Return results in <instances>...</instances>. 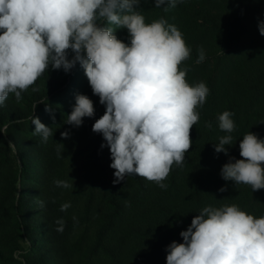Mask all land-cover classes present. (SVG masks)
I'll return each instance as SVG.
<instances>
[{"label": "trees", "instance_id": "trees-1", "mask_svg": "<svg viewBox=\"0 0 264 264\" xmlns=\"http://www.w3.org/2000/svg\"><path fill=\"white\" fill-rule=\"evenodd\" d=\"M165 7L140 0L137 11L146 23L164 18L175 25L192 50L185 61L190 69H209L188 76L190 84L205 82L210 93L190 130L192 146L183 165L173 166L166 189L138 175L114 184L110 150L101 148L106 142L92 131L105 106L79 63L69 73L50 67L22 93V100L10 94L0 106V264H166L167 246L183 242L180 232L204 207L235 204L256 218L264 216V189L252 191L220 175L230 157L242 159L234 140L254 126L264 127V63L240 55L231 76L226 75L229 64L223 67L234 50L245 54L256 42L253 25L264 17V0H183ZM222 26L226 33L220 37ZM115 35L129 41L127 29H116ZM201 47L206 59L196 63ZM77 94L93 101L95 116L73 127L65 122ZM225 110L234 113L236 125L228 155L214 150L226 134L217 121ZM33 115L52 128L46 143L33 135ZM64 131L70 138L62 139ZM57 142L64 146L59 157ZM56 180L73 186L57 187ZM221 187L226 191L220 192ZM64 203L70 207L61 211ZM58 220L63 221L59 231ZM22 242L29 248L19 257L25 251Z\"/></svg>", "mask_w": 264, "mask_h": 264}, {"label": "clouds", "instance_id": "clouds-1", "mask_svg": "<svg viewBox=\"0 0 264 264\" xmlns=\"http://www.w3.org/2000/svg\"><path fill=\"white\" fill-rule=\"evenodd\" d=\"M183 0H154L160 8H174ZM140 0H0V106L10 94L17 102L51 67L69 73L83 68L94 95L105 106L92 131L101 134L110 150L114 184L138 175L166 189L164 181L173 166L181 167L192 146L190 130L200 119L198 109L210 93L205 82L190 84L191 57L183 33L164 18L146 23L137 8ZM115 26V27H112ZM127 29L126 43L115 35ZM258 30L264 36V21ZM71 53V58L70 57ZM206 54L198 49L196 63ZM36 89L33 87V91ZM51 112L50 107L45 109ZM234 113L218 115V128L226 133L214 144L216 153L228 155ZM95 116L93 101L84 94L66 124L80 127ZM54 120L55 117L53 116ZM33 135L46 143L52 128L33 115ZM205 126L212 128L211 122ZM62 139L70 133H61ZM63 144L57 142L59 157ZM242 159L230 157L220 171L225 181L264 189V139L248 132L239 142ZM57 187L71 188L66 180ZM220 192L226 191L221 187ZM69 203L61 205L66 211ZM62 230L63 221H56ZM183 242L166 248V264H264V216L256 218L237 205L207 206L179 234Z\"/></svg>", "mask_w": 264, "mask_h": 264}, {"label": "rangeland", "instance_id": "rangeland-1", "mask_svg": "<svg viewBox=\"0 0 264 264\" xmlns=\"http://www.w3.org/2000/svg\"><path fill=\"white\" fill-rule=\"evenodd\" d=\"M262 16H264V14ZM261 21H264V17L260 21H258L255 25H253V27H254L253 36L256 39V42L254 44H250L249 47H247V49H244V51H246L245 54L242 51L239 52L237 50H234L232 52V55L229 56V60L224 63L223 67L227 66L229 64L228 68L226 69V75H230L231 76L233 74L232 68H233V66L236 63H238L240 55H242V56L251 55V57L253 59L258 60V61L261 60L264 63V36H261L260 33H259V30H258V24ZM112 27H115V26H112ZM225 33H226V28L224 26H222L218 30V35L220 37H223V35ZM181 68H187L188 69V72H187V75H186V80L187 81L191 80L190 78H188V76H190V75L196 76L195 74H198V75L202 76V74L206 73L207 70L209 71V69L207 68L205 70H196V72H194V71H192L190 69V67H189L187 62H183L181 64ZM82 77H84V76H82ZM75 84L76 83H74L73 86ZM72 95H73L72 92H70L69 95L66 98H70ZM251 132L257 134L260 138L264 139V127H255L254 126V127H252ZM242 139H243V137H241V139H239V140H236V141L234 140V142H233L237 152H240V150H239V142ZM18 187L20 188L19 185H18ZM262 203L264 204V202H262ZM21 246L23 247V249H25V251L24 252L20 251L19 253H17V256H19V257H22L23 255L26 254V252H27V250L29 248V244L22 242Z\"/></svg>", "mask_w": 264, "mask_h": 264}]
</instances>
